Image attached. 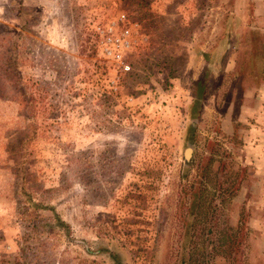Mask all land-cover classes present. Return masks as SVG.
I'll use <instances>...</instances> for the list:
<instances>
[{
  "label": "rangeland",
  "instance_id": "obj_1",
  "mask_svg": "<svg viewBox=\"0 0 264 264\" xmlns=\"http://www.w3.org/2000/svg\"><path fill=\"white\" fill-rule=\"evenodd\" d=\"M0 264H264V0H0Z\"/></svg>",
  "mask_w": 264,
  "mask_h": 264
},
{
  "label": "built area",
  "instance_id": "obj_2",
  "mask_svg": "<svg viewBox=\"0 0 264 264\" xmlns=\"http://www.w3.org/2000/svg\"><path fill=\"white\" fill-rule=\"evenodd\" d=\"M97 33V45L104 58L114 64L119 71H129L126 52L132 47L134 38L125 14L119 13L116 19L108 22L103 28H98Z\"/></svg>",
  "mask_w": 264,
  "mask_h": 264
}]
</instances>
